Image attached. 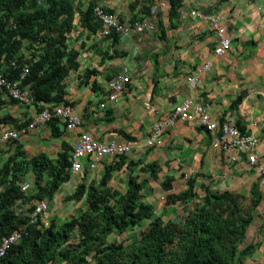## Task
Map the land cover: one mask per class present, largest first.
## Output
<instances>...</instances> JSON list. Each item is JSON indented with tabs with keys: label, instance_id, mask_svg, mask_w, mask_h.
<instances>
[{
	"label": "crops",
	"instance_id": "0c3cea01",
	"mask_svg": "<svg viewBox=\"0 0 264 264\" xmlns=\"http://www.w3.org/2000/svg\"><path fill=\"white\" fill-rule=\"evenodd\" d=\"M158 1L75 0V28L69 36V46L77 53L78 68L66 77L60 104L71 107L80 117V128L65 132L57 125L53 131L50 125L37 127L21 135L12 144L14 152L9 151V155L19 156L16 162L30 161L38 155L49 160L60 154L69 158L81 133H88L102 143L131 144L130 154L120 157L125 163L120 170L111 167L119 157L104 158L93 162L92 170L88 160L82 172L70 175L51 200L45 199L49 209L41 219L44 227L50 221L60 223L78 210H85L84 202L75 203L70 196L80 185L98 183L109 171L108 187L112 192L124 194L129 178L135 177L139 168L156 166L158 174L143 194L144 203L154 206L150 196L156 192L153 199L158 198L160 215L173 211L164 209L168 194L162 189L165 180L171 182L173 194L192 182L200 199L206 191L248 196L256 190L261 200L241 249L256 245L243 264H264V194L258 189V177L246 159L241 157L231 163L229 156L214 147V135L197 122L177 121L162 129L160 145H146L152 126L164 122L174 105L188 99L193 104L207 106L210 118L217 124L228 123L257 138V160L264 163V0H170L164 10L151 18L154 32L138 38L114 35L101 24L91 33L79 21L80 13L88 5H94L122 24H134L150 19L149 10ZM192 12L217 17L219 25L231 37L229 52L220 57L214 54L215 32L209 22L195 18ZM207 63L209 70L192 88L188 76ZM125 66L130 71L131 83L116 104L108 103L107 82ZM5 101L2 114L10 115L17 124L32 117V111ZM102 103L104 110L98 107ZM23 179L33 187L30 173L24 174ZM176 209L181 211L179 207ZM62 212L66 213L65 218L60 217Z\"/></svg>",
	"mask_w": 264,
	"mask_h": 264
},
{
	"label": "trees",
	"instance_id": "16d2710c",
	"mask_svg": "<svg viewBox=\"0 0 264 264\" xmlns=\"http://www.w3.org/2000/svg\"><path fill=\"white\" fill-rule=\"evenodd\" d=\"M74 2L0 0V74L28 88L37 111L61 105L65 79L78 68L77 53L69 46L75 28ZM95 7L88 5L79 15L82 27L91 33L100 25ZM25 66L27 73L21 78ZM5 104L0 90V132L26 126L28 120L17 124L10 115L2 114ZM48 125L56 130L55 120ZM17 158L8 157L0 165V239L20 228L22 238L0 258V264H243L256 249L253 244L241 249L261 200L256 190L248 196L206 191L200 199L192 182L173 194L171 182L165 180L162 189L168 194L164 209H181L183 221L178 224L163 220L167 212L155 216L154 207L144 203L143 191L158 174L154 165L139 168V173L129 178L124 194L112 192L108 187L110 171L106 172L98 183L80 185L70 196L75 203H85L86 209L78 215L60 223L50 221L47 227H41V218L30 223L14 207L30 199L32 203L51 200L68 182L70 162L63 154L55 160L44 155L30 161L16 162ZM122 159L111 167L120 170L125 164ZM26 173L32 175L33 187L24 198L16 183ZM143 222L147 224L139 237L117 240Z\"/></svg>",
	"mask_w": 264,
	"mask_h": 264
},
{
	"label": "built area",
	"instance_id": "2783aa9c",
	"mask_svg": "<svg viewBox=\"0 0 264 264\" xmlns=\"http://www.w3.org/2000/svg\"><path fill=\"white\" fill-rule=\"evenodd\" d=\"M169 1L170 0H159L149 11L150 19L137 21L134 24H122L118 22L115 16L103 12L100 7L94 8V15L105 30L110 32L114 31L121 37L138 38L146 32H154V22L151 18H155L159 11L164 10ZM191 15L210 23L216 37V45L214 48V54L216 56H223L230 51L231 37L227 30L219 25L217 17L197 12H192ZM209 68L210 64L207 63L197 69L194 74L188 76V84L192 88H195ZM26 73L27 67L25 66L21 78L24 77ZM131 80V74L127 66L123 67L119 73L115 74L113 79L107 82V89L109 91L107 98L108 103L116 104L118 102V97L124 92L125 87L131 83ZM0 90L3 92L5 98L14 101L19 109L33 112L32 117L29 118L30 122L25 128L20 130L6 128L0 132V150L7 147L12 142L18 141L21 135H25L27 132L33 131L37 127L47 126L53 120H55L57 126L61 127L65 132H75L80 128L81 119L69 106L57 105L53 106L50 110L45 108L42 111H37L36 107L38 105L34 103L30 91L28 88L22 87L19 81H8L0 74ZM98 107L100 110H104L105 103L99 104ZM149 110L153 111L152 108H149ZM177 121L182 123L197 122L207 132L213 134L214 147L221 150L226 156H229V161L231 163L244 157L247 164L251 168H254L258 177V189L264 194V163L258 161L256 156V148L259 144L258 139L250 134L241 132L228 123H222L221 125L217 124L210 118L207 106L205 105L193 104L188 99L174 105L171 114L164 122H157L152 126V133L146 145H160L162 129L173 126ZM130 152V142L119 144L115 142L102 143L88 133H81L73 144L69 156V175H76L82 172L85 162L88 160L91 161L88 167L92 170L94 168L93 162L100 161L104 158L113 159L127 156ZM16 186L23 194L24 198L29 196L30 185L28 182L19 181L16 183ZM22 205V202L18 203L16 207H14L15 212L21 217H28L30 223H34L37 218H44L49 209L47 200L35 203L31 213L22 209ZM22 231L23 229L20 228L11 235L0 239V258L6 254L10 247L21 240Z\"/></svg>",
	"mask_w": 264,
	"mask_h": 264
},
{
	"label": "rangeland",
	"instance_id": "374dc122",
	"mask_svg": "<svg viewBox=\"0 0 264 264\" xmlns=\"http://www.w3.org/2000/svg\"><path fill=\"white\" fill-rule=\"evenodd\" d=\"M11 146H12V144L9 145V146H7L6 151H3V150L0 151V165H2L6 161V159L8 157H12L13 156V154L12 155H9V151L10 152H14V151L11 150L13 148ZM4 153H8V154L6 155V157L4 159H2L3 158L2 156H4ZM153 190H155V188ZM0 191H2V188L0 189ZM123 191H124V188H123L122 192ZM151 192H152V190L149 191L148 194H151ZM155 196H156V192H155V194H152L150 196V198H152V200L155 201V204L153 206L154 209H155L154 210L155 216H160L159 212L161 211V209L159 207H157V204H156L158 198L157 199H153V197H155ZM32 204H33L32 203V199H30L29 201H26L25 206L22 207V208L26 212L31 213V210L30 209H31ZM80 212H81V210H78L77 213H76V215H78ZM164 212H167V211H164ZM164 212H163V214H164ZM183 215H184V213L182 211H179L176 208H173V211L171 213L167 212V214L163 215L164 216L163 217L164 218L163 220L169 219V220H172L174 223H178L179 224V223H182V221H183ZM60 217L65 218L66 217V213H63L62 212L60 214ZM146 224H147V222L146 223L143 222L141 225L135 227L132 231H129L128 233H125L123 235L117 236V240L118 241H124L125 242L126 240L129 241V240H132V239H136L137 237H139L140 232L145 229L144 226ZM41 227H43V226H41ZM60 264H62V263L60 262Z\"/></svg>",
	"mask_w": 264,
	"mask_h": 264
},
{
	"label": "clouds",
	"instance_id": "9594fccd",
	"mask_svg": "<svg viewBox=\"0 0 264 264\" xmlns=\"http://www.w3.org/2000/svg\"><path fill=\"white\" fill-rule=\"evenodd\" d=\"M149 11H150V10H149ZM109 32H110V31H109ZM117 35H118V34H117ZM5 99H7V98H5ZM7 100H8V99H7ZM8 101L11 102V100H8ZM14 104H15V103H14ZM29 122H30V119L28 120V123H29ZM28 123H27V124H28ZM26 126H27V125H26ZM26 126H24V127H22V128H25ZM10 128H11V127H10ZM22 128H21V129H22ZM5 129H6V128H5ZM12 129H14V128H12ZM15 130H16V129H15ZM19 130H20V129H19ZM15 142H16V141H15ZM13 143H14V142H12L11 144H13ZM11 144H9V145H11ZM9 145H8V146H9ZM5 148H6V147H4V148L1 149V150H4ZM1 150H0V151H1ZM68 160H69V158H68ZM19 181H25V182H28V181H26V180L23 179V178L20 179ZM19 181H18V182H19ZM28 183H29V185H30V190H31V189H32L31 183H30V182H28ZM34 204H35V203L32 204V208H33V205H34ZM24 205H25V204H24ZM24 205H23V206H24ZM23 206H22V207H23ZM22 209H23V208H22Z\"/></svg>",
	"mask_w": 264,
	"mask_h": 264
}]
</instances>
